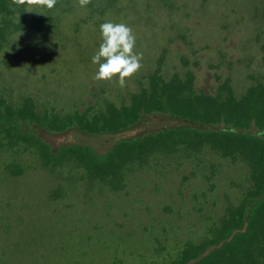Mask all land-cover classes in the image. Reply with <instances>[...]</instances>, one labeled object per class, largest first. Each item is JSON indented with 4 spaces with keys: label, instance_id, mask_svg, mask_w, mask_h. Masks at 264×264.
<instances>
[{
    "label": "rangeland",
    "instance_id": "obj_1",
    "mask_svg": "<svg viewBox=\"0 0 264 264\" xmlns=\"http://www.w3.org/2000/svg\"><path fill=\"white\" fill-rule=\"evenodd\" d=\"M44 14L17 8L0 16V96L31 97L60 115L128 104L157 71L168 79L192 73V88L236 98L264 83V0H57ZM125 23L136 36L142 68L124 88L92 79L100 25ZM149 118L97 136L47 134L103 152L115 140L167 124ZM252 187L239 154L209 145L155 152L123 169L118 187L89 178L70 160L45 166L35 148H0V264H168L188 241L220 225Z\"/></svg>",
    "mask_w": 264,
    "mask_h": 264
},
{
    "label": "trees",
    "instance_id": "obj_2",
    "mask_svg": "<svg viewBox=\"0 0 264 264\" xmlns=\"http://www.w3.org/2000/svg\"><path fill=\"white\" fill-rule=\"evenodd\" d=\"M9 5L10 0H0L4 24L26 27L23 19L10 20L16 8L23 16L25 8ZM147 77L128 104L108 102L92 113L60 115L38 107L31 97L12 104L0 96V148L33 147L45 166L73 160L89 178L113 187L120 185L124 168L155 152L181 147L196 151L209 145L222 155L239 154L249 163L252 187L209 236L196 243L188 241L168 264H264V83L249 86L236 98L228 85L224 95L195 91L190 72L185 79L177 74L166 79L157 71ZM153 117L169 122L119 138L103 152L77 142L53 144L46 137L67 131L113 134Z\"/></svg>",
    "mask_w": 264,
    "mask_h": 264
},
{
    "label": "clouds",
    "instance_id": "obj_3",
    "mask_svg": "<svg viewBox=\"0 0 264 264\" xmlns=\"http://www.w3.org/2000/svg\"><path fill=\"white\" fill-rule=\"evenodd\" d=\"M79 7L86 8L91 0H77ZM57 0H10L9 7H24L25 12L44 14L34 9H53ZM101 43L92 63L98 65V70L92 76L95 82H115L124 88L142 68L143 53H137L136 36L133 29L125 23L105 22L100 25ZM258 137L261 135L257 133Z\"/></svg>",
    "mask_w": 264,
    "mask_h": 264
}]
</instances>
